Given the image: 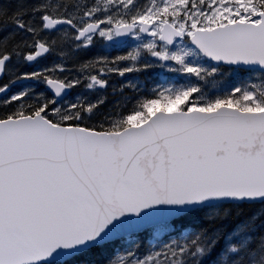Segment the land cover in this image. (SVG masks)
<instances>
[{"label":"snow or ice","instance_id":"6c2138e0","mask_svg":"<svg viewBox=\"0 0 264 264\" xmlns=\"http://www.w3.org/2000/svg\"><path fill=\"white\" fill-rule=\"evenodd\" d=\"M0 264H264V0H0Z\"/></svg>","mask_w":264,"mask_h":264}]
</instances>
